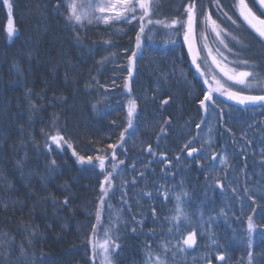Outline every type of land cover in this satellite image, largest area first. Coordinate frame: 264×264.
I'll use <instances>...</instances> for the list:
<instances>
[{
  "label": "trees",
  "instance_id": "16d2710c",
  "mask_svg": "<svg viewBox=\"0 0 264 264\" xmlns=\"http://www.w3.org/2000/svg\"><path fill=\"white\" fill-rule=\"evenodd\" d=\"M56 2L9 0L16 29L9 38L8 13L4 0H0V176L4 178L0 182V234L6 233L5 238L14 241L10 248L0 247V258L11 253L7 264H94L88 235L91 225L96 223L95 209L103 174L98 167L77 163L67 145L63 150L52 145V154H45L46 137L41 130L55 134L50 125L58 118L61 134L75 150L80 155L95 156L99 154L97 149L115 144L127 125L129 95L123 88V77L127 75V58L136 45L139 22H115L110 26L85 22L83 27L73 29L65 22L71 0H62L59 10L53 7ZM188 2L159 0L161 7L151 19L170 21L181 17ZM199 2L217 24L241 40L245 47L242 49L236 44V53L264 63V44L241 20L236 0H220L222 11L232 16L236 25L221 10L209 7L211 0ZM246 2L253 7L251 0ZM253 10L259 15L256 6ZM203 14L202 10L200 16ZM76 33L79 41L75 39ZM103 57L109 59L98 63ZM130 83L132 97H138V114L133 118V127L126 134L123 147L118 146L116 156L125 161L120 169L126 174L124 178L131 181L140 171L144 172V178L125 189L131 212L127 205H121L119 187L108 202L114 209L122 210V221H129L127 228L121 227L116 233L121 237L116 241L121 245L116 264H146L145 245L159 251L162 241L172 239L164 235L170 225L161 221L172 215L169 210L175 200L156 197L157 189L164 190L162 185L172 186L173 193L183 189L191 195L185 209L191 214L192 225L183 228L181 235L201 225L203 215V227L199 231L205 235L197 236L198 245L180 258L182 264H208L202 258L205 253H210L212 264H221L215 260L217 253L226 255L222 264H249V250L253 253L252 264H264V199L259 195V190L264 188V107L235 106L214 94L224 109L223 120L219 119L217 109L216 116L209 117V122L196 129L204 115L197 97H202L206 87L192 67L182 28L177 32L162 24L154 23L146 31ZM28 90L32 91L31 97L25 95ZM165 98L170 102L162 105ZM30 100L38 106V111L30 110ZM165 120H170V125H164ZM161 125L167 128V134L158 137ZM207 127H211L214 137L211 152L227 154L230 168L221 167L219 159L201 168L196 161L204 163L202 158L207 155L198 153L193 158L186 155L183 146L189 137L197 132L200 136ZM204 141L200 137L190 146L199 147ZM148 145L156 156L145 151ZM160 152L172 161L166 173L161 171L164 164L159 158ZM25 155L22 175L16 170V161ZM177 155L182 157L180 161L176 160ZM53 158L57 168L49 175L45 164ZM205 159L211 161V156ZM111 162L109 156L106 165L109 167ZM134 162L135 171H132L130 166ZM29 173L34 175L29 177ZM208 173L211 179L206 177ZM42 176L47 179L41 180ZM124 178H118V185ZM217 178L224 184L223 189L215 187ZM233 188L237 189L236 193ZM245 188L255 191L254 206L246 197ZM144 191L153 192V197L138 195ZM66 196L69 204L64 206L61 202ZM153 206L159 214V221L155 223L150 214ZM136 212L139 213L136 219L144 218L146 222L142 231L136 225L138 230L133 233L131 219ZM249 215L257 225L250 240ZM209 217L214 219L209 221ZM102 224L98 237L109 224L107 205L102 211ZM152 229L156 236L151 235ZM208 232L215 245H211ZM178 239L180 236L173 243ZM21 245L25 255L17 261Z\"/></svg>",
  "mask_w": 264,
  "mask_h": 264
},
{
  "label": "snow or ice",
  "instance_id": "6c2138e0",
  "mask_svg": "<svg viewBox=\"0 0 264 264\" xmlns=\"http://www.w3.org/2000/svg\"><path fill=\"white\" fill-rule=\"evenodd\" d=\"M253 7L259 5L257 12L253 10V7H250L246 0H236V7L239 10V16L243 18V21L253 30V32L259 38V42L264 44V0H251ZM4 5L9 9V26L7 28V35L9 38L13 37L16 29L13 27V21L11 17V9L12 4L9 3V0H4ZM63 6L62 0H57L56 4L53 6L55 9L59 10ZM216 7L218 10L222 11V5L220 0H211L209 7ZM161 5L159 0H98L97 3H93V0H71V2L67 6V14L65 15L66 24L70 25L73 29L77 27H83L85 22L88 24H99L103 23L105 25H111L115 22H126L132 23L133 21L139 22V30L137 31L135 40L136 45L132 50V54L128 56V65H127V75L123 77V88L129 95V99L127 102V125L120 132L119 140L115 144H108L106 147H102L97 149L96 151L99 153L95 156H84L80 155L73 144L69 142V140L62 135V129L58 127V118L54 119L52 124L50 125L51 129L55 131V134H50L44 132L42 129V134L46 137L45 139V154H52L53 148L52 145H55L56 149L63 150L64 145H67L69 149H72V155L76 157L77 163L79 164H87L93 167H98L100 173L103 174V179L99 182V197L97 201V206L95 209V220L96 223L91 225V233L88 235V244L91 247L92 256L94 264L98 257L101 258V264H116V256L119 254V250L121 245L116 243V241L120 240L121 237L116 235L121 230V227H128V220L122 221V210L114 209L111 204L108 203L109 198L113 197L117 191V187L121 189V205L128 206L129 212L132 211L131 205L129 204V197L127 195V189L129 186H135L138 180L144 178V172H137L135 176L132 177L131 181L124 178L121 179L120 184H114V180L118 176H123L120 169L124 166V160H118L116 156V151L118 146L123 147V142H126V134L129 129L133 127V118L138 114V97H132V88H131V78L134 74V61L138 56V50L141 49V37L145 32L147 26L152 24H162L165 28L176 30L178 32L179 28H183V37L184 42L188 47V53L191 56L192 63L196 66V71L199 73L201 77L204 78V84L207 86L202 90V97H197V104L200 110L203 111L204 115L201 117V122L196 124V129H201L202 124L206 123L209 117H214L217 115V109H219V119L223 120L224 109L220 107V104L217 102L214 94L219 93L222 96H226L229 100L235 101L236 104L248 107L249 105H257L259 104L261 107H264V94L261 95H251L246 94L252 91H259L264 93V63L252 61L249 59L242 60H233L228 61L227 57L223 52L220 51V48L216 49L217 54L221 58L217 59L216 56H213L212 50L209 48L208 44L205 42L203 47L208 50V56L211 57L212 64L215 65V68L219 70V73L222 74V78H226L224 83L221 82L220 78H217L215 71L211 68L207 70H202V65L198 61L203 60L204 64H207V60L202 57L194 47V40L196 37V29L199 26H203L205 30L210 29L211 32L215 33L216 39L219 44L223 46V48L231 55L238 56L240 53L233 52L232 48L229 47V43L225 41V36L231 37L232 41H235L236 44L240 45L243 49L245 46L242 44L241 40L233 36L231 32H228L226 29L220 27L217 24V21L212 19L211 14L204 9V5L199 2V0H189L187 4L184 5V13L181 14V17L172 18L169 20H155L153 21L151 17L156 14V10L160 8ZM204 11L203 17L200 16V12ZM223 16L231 22L232 25H236L237 21L233 19L232 16L228 15L227 12L222 11ZM223 34V35H222ZM203 35V34H201ZM75 39L77 41L80 40L79 33H76ZM105 43H109L106 41ZM127 51L126 49L124 50ZM115 57V54H112ZM109 57H103L98 63H105ZM223 61H227V63H223ZM233 65L229 67L228 65ZM244 69V70H238ZM17 71L19 68L17 67ZM183 76L184 74L181 73ZM232 82L233 85L241 86L239 91L231 90V87L226 86L227 82ZM99 83V81H96ZM113 86H115V80H113ZM26 96L31 97L32 91L28 90L25 93ZM169 99L165 98L161 101L162 105H167L169 103ZM95 108L96 105H93ZM29 108L31 111H38V106L29 101ZM170 120H165L164 125H170ZM161 125L160 133H157L159 137L161 134H167V128ZM212 129L209 127V132ZM200 139L199 132L195 136H190L188 141L183 146V149L187 150L188 157H194L195 154H201L205 156V145L211 146V139L205 140L199 147H191V144L196 143V141ZM23 146V142H22ZM182 149V150H183ZM109 150H111L109 152ZM148 153L153 156H156L157 153L153 150L151 145L145 149ZM111 157L112 164L109 169L108 165H106V161ZM159 158L163 160L164 167L161 169L162 172L166 173L168 167L172 165V161L169 160L166 156V153L160 152ZM181 156L177 155L176 160L180 161ZM27 156L25 155L20 160L16 161V170L20 171L23 175V168L25 166V161ZM216 159H219L220 166L228 169L230 168L229 159L227 154H218L213 151L211 154V161L205 159V162L202 163L201 160H197L196 163L198 166L203 168L206 165L211 166V162H214ZM151 162V161H150ZM45 168L49 175L54 173L57 168V162L53 158L45 164ZM132 171H135V162L132 166H130ZM243 171V170H242ZM34 175V173H29V177ZM206 177L211 179V173L206 174ZM227 177L225 176V179ZM47 179V177H41V180ZM4 178L0 176V182H3ZM183 182H181L182 184ZM215 187L220 189L224 188V184L220 179H215L214 181ZM9 188L11 185H8ZM211 186V185H210ZM155 187V186H153ZM164 190L160 191L157 189L156 197L159 198L163 196L165 201H167L170 197H174L175 204L172 209L169 211L172 213L170 216H166L161 223L167 222L170 227L164 233L165 236L170 237L172 239H167L162 241L159 245V251H156L151 247V245H145L147 248V257L146 264H182L181 257L194 246L198 245L197 236L205 235L204 232L199 231L200 227H203V215L201 214V225L193 226L192 231L187 232L186 235H181L183 228L192 225L191 214L188 213L185 209L186 203L191 201V195L189 192L185 190H181L178 193L172 192V186H161ZM233 193L237 192L236 188L232 189ZM252 192V195L249 193ZM244 193L246 197L251 200L252 206L255 205V191L249 188L244 189ZM142 197L151 198L153 197V192L144 191L142 193H138ZM259 195L261 199H264V188L259 190ZM55 202V201H54ZM64 206L69 204V197H65L61 202ZM107 205L109 211V224L106 228H103L105 239L103 241L99 240L98 234L99 229L103 227L102 224V211ZM6 208V204L4 205ZM253 211L255 208L253 207ZM223 213V209L221 210ZM151 216L153 217V222L159 221L158 210L155 206L151 209ZM139 215L138 212L132 214L131 223L133 227L131 228V232H137L136 225L140 226V230H143V224L146 222L144 218L140 220L136 219V216ZM214 217H209V221L213 220ZM254 217L249 215L247 229L250 234L254 231L257 225L253 222ZM264 227V226H262ZM152 236H156L157 233L155 229L150 230ZM6 233L0 234V247L10 248L11 244L14 241L6 239ZM35 235V232L32 233ZM180 236V239L173 240L175 237ZM208 237L211 242V245H215L216 241L212 238V234L208 232ZM249 249H251V241L249 242ZM169 253L171 254L169 256ZM10 251L6 254L4 258H0V264H7V256H10ZM25 255V249L23 245H21L20 256L17 257V261L21 259ZM210 253H205L202 257L203 259L208 260V264H211V259L209 258ZM253 253L251 250L248 252L249 264H252ZM226 259V255L224 253H217L215 256V260L218 262H222Z\"/></svg>",
  "mask_w": 264,
  "mask_h": 264
},
{
  "label": "rangeland",
  "instance_id": "374dc122",
  "mask_svg": "<svg viewBox=\"0 0 264 264\" xmlns=\"http://www.w3.org/2000/svg\"><path fill=\"white\" fill-rule=\"evenodd\" d=\"M97 2H98V0H93V3H97ZM236 9H237L238 14H239V10H238V8H236ZM6 10H7V13H8V22H7V25H6V30H7L8 26H9V9L6 7ZM202 17H203V16H202ZM240 18H241V20L243 21V18H242V17H240ZM245 23H246V22H245ZM149 26H151V25H149ZM149 26L146 27L145 32H144V34H143L142 37H141V44H143L144 35H145L146 31L148 30ZM220 27H221V28H224V27H222V26H220ZM182 33H183V28H182ZM201 34H203V35H201ZM222 35H223V34H222ZM232 35H233V34H232ZM233 36H234V35H233ZM183 38H184V37H183ZM224 38H225V41H226L227 43H229V47H231L232 50H233V52H235V45H236L235 41H232V40H231V37H228V36H225ZM205 42L208 44L209 48L212 50V54H213V56H216L218 60H220L221 58L219 57V55H218L217 52H216V49H217V48H220V51L224 53V55L227 57V60H228V61L242 60V59H245L244 57H245L246 55L243 57L242 54H240V55H238V56H234V55L229 54V53L223 48V46L219 44L218 40L216 39L215 33L211 32L210 29L205 30V28H204L202 25L199 26V27H197V29H196V37H195V40H194V47H195V49H196L197 51H199L200 55H201L202 57H204V58L207 60V64L205 65L203 60H200V61H198V62L201 63V65H202V70H207L208 68L213 69V70L215 71V74H216L217 78H220V79H221V82L224 83V82L226 81V78H222V74L219 73V70L216 69V68H215V65L212 64L211 57L208 56V50L205 49V48L203 47V45H204ZM141 48H142V47H141ZM140 50H141V49H140ZM138 52H139V50H138ZM191 63H192V60H191ZM223 63H227V61H223ZM228 66H229V67H232L233 65H230V64H229ZM192 67L194 68L195 73H196L198 76H200L199 73L196 71V66H195L193 63H192ZM238 70H244V69H238ZM200 78H201L202 81L204 82V78L201 77V76H200ZM204 85H205V84H204ZM226 86L231 87V90H233V91H239V90L241 89V86H239V85H233V83L230 82V81L227 82ZM205 87H207V86L205 85ZM255 92H257V91L248 92L247 94L259 95V93H255ZM258 92H259V91H258ZM215 94H219V93H215ZM219 95H221V94H219ZM221 96H222V95H221ZM222 97L228 99L226 96H222ZM207 121H208V120H207ZM208 122H209V121H208ZM212 133H213V131L209 132V128L207 127L206 129H204V130L202 131L200 137H202V139H204V140H207V139L210 138V139H211V142H213L214 137H213V134H212ZM130 143H131V142H130ZM212 148H213V143H211V146H210V147L207 146V145H205V155H207V156H205V157L202 158L204 161H205V158H206V157H210V156H211V154H212V152H211V151H212ZM185 153H187V150H186ZM195 155H196V154H195ZM189 158H193V157H189ZM216 160H217V159H216ZM105 163H106V162H105ZM111 164H112V162L110 163L109 167H111ZM120 171H121V173H123V170H120ZM119 177H120V176H118V177L116 178V181H117V182L114 181V184L118 185V178H119ZM121 177H122V178L126 177V174L124 173L123 176H121ZM117 188H118V187H117ZM112 198H113V197L109 198L108 202L111 201ZM101 232H102V233L100 234V236L98 237V239L101 240V241H103V240L105 239L104 231L101 230ZM96 260H97L98 264H101V258H100V257H98Z\"/></svg>",
  "mask_w": 264,
  "mask_h": 264
},
{
  "label": "water",
  "instance_id": "95a60500",
  "mask_svg": "<svg viewBox=\"0 0 264 264\" xmlns=\"http://www.w3.org/2000/svg\"><path fill=\"white\" fill-rule=\"evenodd\" d=\"M258 8H259V5H256ZM247 94V93H246ZM251 95H254V94H251ZM228 102H230L231 104H233V105H235V106H239V107H245V106H242V105H238V104H236V102L235 101H232V100H229L228 99ZM258 105V104H257ZM257 105H249V106H257ZM248 106V107H249ZM186 155H187V153H186ZM194 248V247H193ZM192 248V249H193ZM189 250H191V249H189ZM212 264V263H211Z\"/></svg>",
  "mask_w": 264,
  "mask_h": 264
},
{
  "label": "flooded vegetation",
  "instance_id": "af4514ba",
  "mask_svg": "<svg viewBox=\"0 0 264 264\" xmlns=\"http://www.w3.org/2000/svg\"><path fill=\"white\" fill-rule=\"evenodd\" d=\"M262 18H264V17H262Z\"/></svg>",
  "mask_w": 264,
  "mask_h": 264
}]
</instances>
